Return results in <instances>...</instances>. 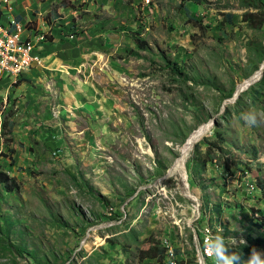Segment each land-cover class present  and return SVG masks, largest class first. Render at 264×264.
I'll use <instances>...</instances> for the list:
<instances>
[{
	"label": "rangeland",
	"instance_id": "374dc122",
	"mask_svg": "<svg viewBox=\"0 0 264 264\" xmlns=\"http://www.w3.org/2000/svg\"><path fill=\"white\" fill-rule=\"evenodd\" d=\"M38 2L43 64L0 82V170L19 187L0 196V264H147L157 249V264H216L197 249L212 228L245 261L264 252V125L243 118L264 119V68L233 99L264 63V0ZM210 122L190 189L171 170Z\"/></svg>",
	"mask_w": 264,
	"mask_h": 264
},
{
	"label": "built area",
	"instance_id": "2783aa9c",
	"mask_svg": "<svg viewBox=\"0 0 264 264\" xmlns=\"http://www.w3.org/2000/svg\"><path fill=\"white\" fill-rule=\"evenodd\" d=\"M12 2L10 0L8 9H1L0 7V14L11 9ZM24 33V24L16 18H13L8 26L0 23V82L4 76L14 80L20 78L35 64H41L42 60L39 55L34 54V50L38 45L40 35L43 33L37 34L34 39H25ZM208 240V237L203 240V253L207 258H210V252H206L204 247Z\"/></svg>",
	"mask_w": 264,
	"mask_h": 264
},
{
	"label": "trees",
	"instance_id": "16d2710c",
	"mask_svg": "<svg viewBox=\"0 0 264 264\" xmlns=\"http://www.w3.org/2000/svg\"><path fill=\"white\" fill-rule=\"evenodd\" d=\"M190 1H193L194 3H197V4H201L200 3V0H190ZM187 12V10H185ZM258 15L256 14H248L247 15V18L250 22L254 23L253 25H251V27L253 29H256V28H259L262 24H263V17L259 19V21L257 22V19H255ZM0 17H1V14H0ZM134 41L135 43L137 44V48L139 50H147L148 48V45L147 43H145L144 41H139L138 39L134 38ZM167 66L171 69L172 72H175V73H178V74H181L179 73V70H180V67H178V65L176 63H171V62H168L167 63ZM225 162V167H227V171H231L230 168H228L227 166V163H226V160L224 161ZM237 171L240 170V169H236ZM194 182L193 181H190L189 180V187L190 189L194 188ZM257 186H259V190H263L262 187H260V185H258L257 183ZM19 187H18V184L16 182V180L14 178H11L6 172H4L3 170H0V196H1V193L3 195H7V194H11L12 192L14 191H18ZM214 208V206L211 207V211L212 209ZM201 216L204 217L205 214H207V205L206 204H203V207L201 209ZM212 214V213H211ZM211 229V227L209 228ZM213 237H215L216 235H220V236H223L225 237V244L226 246L229 248V250L231 252H235V253H238L239 255H241L242 257V262L241 264L246 260V257L245 255L236 247L232 246V245H229L228 244V241H227V236H226V233H218L217 231H215L213 228L211 229V233H210ZM202 235H199V239L202 241ZM191 241V244H192V252L190 253V255L192 256H195L196 254V250L199 249L203 258L206 260L207 257L206 255L203 253V241L202 243H198V246H197V249L195 248V245H194V241L193 239L190 240ZM258 242H260V246H263L264 245V237L262 239H257ZM158 253L157 254H153V255H147L145 256V259H148V260H151L153 261L154 260V263H147V264H157L158 262H163L164 263V260L166 259V256H165V250L163 249H157ZM196 259L197 257H192V264H197L196 263ZM212 259L214 260V262L216 263V259L215 257L213 256ZM179 264H183V261L179 262ZM185 264V263H184Z\"/></svg>",
	"mask_w": 264,
	"mask_h": 264
},
{
	"label": "crops",
	"instance_id": "0c3cea01",
	"mask_svg": "<svg viewBox=\"0 0 264 264\" xmlns=\"http://www.w3.org/2000/svg\"><path fill=\"white\" fill-rule=\"evenodd\" d=\"M36 0H31V4L29 5L27 3L26 0H19L20 2V7L19 9H9L8 11H3V13L1 14V17H0V23H2L3 25L5 26H8L9 25V22L13 19V18H16L18 21H21L24 26H25V33H24V38L25 39H28V38H31V39H34V37L39 34V33H43V30H41L38 26H36L34 24L35 22V18L32 22L31 18H29V14L30 13H34L35 15H39V11L42 9V8H45V2H38L37 4L35 3ZM13 2H18V0H13ZM12 5V4H11ZM6 8V7H5ZM5 8H2V9H5ZM32 8V9H30ZM34 8V9H33ZM8 9V8H7ZM44 40L43 41H38V45L36 47V49L34 50V54L35 55H39L40 58H41V64L37 65L35 64L29 71H27L26 73L30 72L31 70L35 69V68H39L42 66L43 64V54H42V51H43V45H44ZM24 73L22 75L25 76ZM20 77V78H22ZM5 80H14L12 78H4ZM3 79V80H4ZM19 79V78H18ZM2 80V81H3Z\"/></svg>",
	"mask_w": 264,
	"mask_h": 264
},
{
	"label": "clouds",
	"instance_id": "9594fccd",
	"mask_svg": "<svg viewBox=\"0 0 264 264\" xmlns=\"http://www.w3.org/2000/svg\"><path fill=\"white\" fill-rule=\"evenodd\" d=\"M247 115H251V113H246L244 115V120L246 124L250 127L255 126L259 127L264 125V119L257 120L255 117L249 120L246 118ZM229 240L235 241L234 238H227ZM241 243L246 244L245 241L240 240ZM206 252H211L212 255L216 259V264H241L242 257L238 253L231 252L229 248L225 244V237L216 235L215 237L209 238L205 243ZM243 264H264V252H260L257 249L253 248L249 255L247 261L243 262Z\"/></svg>",
	"mask_w": 264,
	"mask_h": 264
},
{
	"label": "bare ground",
	"instance_id": "6f19581e",
	"mask_svg": "<svg viewBox=\"0 0 264 264\" xmlns=\"http://www.w3.org/2000/svg\"><path fill=\"white\" fill-rule=\"evenodd\" d=\"M0 7L5 8L8 7L10 4V0H0ZM45 40V35H40L39 40L38 41H43ZM261 77V72L258 71L255 75H253L250 79L245 80L240 86L239 88H243V90L250 86L251 84L255 83L257 80H259V78ZM18 79V78H17ZM16 80V79H15ZM209 130V124H206L204 126H201L200 128L198 127L194 132H192V134L189 136L188 140L186 141V144H184L181 148H180V156L178 157V159L176 160L173 168H175V171L171 170V172H176L178 171L179 173L182 174V178H183V182L184 185L186 186V175L183 171V169H185V162L188 158V155L190 153V151L193 149L194 145L197 144V141L204 135L206 134V132ZM172 168V169H173ZM171 254L172 251L170 250ZM210 254H212L210 252Z\"/></svg>",
	"mask_w": 264,
	"mask_h": 264
},
{
	"label": "water",
	"instance_id": "95a60500",
	"mask_svg": "<svg viewBox=\"0 0 264 264\" xmlns=\"http://www.w3.org/2000/svg\"><path fill=\"white\" fill-rule=\"evenodd\" d=\"M263 68H264V63H263V65H262V67L260 68V72H262V69H263ZM242 91H243V88H237V89H236V92L234 93V97H233V99L236 100V99L238 98L239 94H240ZM208 124L211 125V122L208 123ZM183 171H184V173H185V169H183ZM186 179H187V178H186ZM186 186L189 187V185H188L187 182H186Z\"/></svg>",
	"mask_w": 264,
	"mask_h": 264
}]
</instances>
